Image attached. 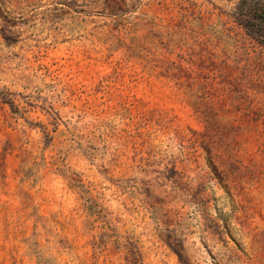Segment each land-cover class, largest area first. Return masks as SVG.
Segmentation results:
<instances>
[{
  "label": "rangeland",
  "instance_id": "374dc122",
  "mask_svg": "<svg viewBox=\"0 0 264 264\" xmlns=\"http://www.w3.org/2000/svg\"><path fill=\"white\" fill-rule=\"evenodd\" d=\"M0 264H264V0H0Z\"/></svg>",
  "mask_w": 264,
  "mask_h": 264
}]
</instances>
